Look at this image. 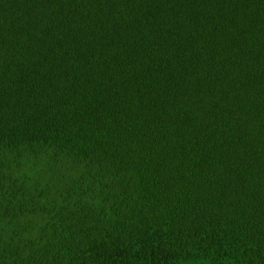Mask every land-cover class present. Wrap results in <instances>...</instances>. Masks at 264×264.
<instances>
[{
	"label": "trees",
	"instance_id": "16d2710c",
	"mask_svg": "<svg viewBox=\"0 0 264 264\" xmlns=\"http://www.w3.org/2000/svg\"><path fill=\"white\" fill-rule=\"evenodd\" d=\"M0 264H264V0H0Z\"/></svg>",
	"mask_w": 264,
	"mask_h": 264
}]
</instances>
